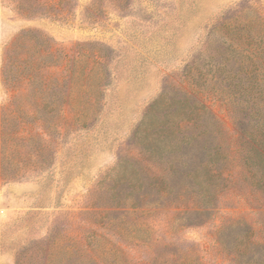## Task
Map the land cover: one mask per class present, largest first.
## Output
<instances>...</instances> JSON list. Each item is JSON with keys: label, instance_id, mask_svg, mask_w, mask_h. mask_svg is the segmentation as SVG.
Masks as SVG:
<instances>
[{"label": "rangeland", "instance_id": "rangeland-1", "mask_svg": "<svg viewBox=\"0 0 264 264\" xmlns=\"http://www.w3.org/2000/svg\"><path fill=\"white\" fill-rule=\"evenodd\" d=\"M235 34L260 37L264 60V0H0V264H264L249 109L196 80ZM162 93L199 97L222 130L206 213L123 199L134 131Z\"/></svg>", "mask_w": 264, "mask_h": 264}, {"label": "trees", "instance_id": "trees-1", "mask_svg": "<svg viewBox=\"0 0 264 264\" xmlns=\"http://www.w3.org/2000/svg\"><path fill=\"white\" fill-rule=\"evenodd\" d=\"M225 28L226 25L219 30ZM260 40L258 36L245 40L240 34H235L228 44L222 40L208 58L205 72L197 70L196 80L224 83L226 99L249 109L242 117L248 123L247 130L242 132L243 159L253 167L254 185L264 196V80H256L257 73L264 74ZM230 58L234 61L228 68ZM243 70L249 80L238 78ZM250 92L256 95L247 98ZM221 131L215 116L199 97L192 93L179 97L160 94L134 131L140 158L131 163L124 161L128 178H120L129 182V193L123 197L124 201L130 198L128 208L141 214L146 209L145 214L150 215L159 207L174 205L183 215L202 210L206 213L216 196L219 164L225 159L219 142L213 139L208 144V136ZM149 197H153L152 207L147 204Z\"/></svg>", "mask_w": 264, "mask_h": 264}]
</instances>
